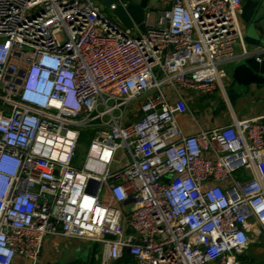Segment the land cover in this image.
<instances>
[{
	"label": "built area",
	"instance_id": "built-area-1",
	"mask_svg": "<svg viewBox=\"0 0 264 264\" xmlns=\"http://www.w3.org/2000/svg\"><path fill=\"white\" fill-rule=\"evenodd\" d=\"M244 2L150 3L142 33L99 0H0V264H39L51 237L100 245L102 264H245L264 237V118L193 135L178 120L250 54Z\"/></svg>",
	"mask_w": 264,
	"mask_h": 264
},
{
	"label": "crops",
	"instance_id": "crops-1",
	"mask_svg": "<svg viewBox=\"0 0 264 264\" xmlns=\"http://www.w3.org/2000/svg\"><path fill=\"white\" fill-rule=\"evenodd\" d=\"M155 0H151L154 3ZM264 35V27L257 25ZM248 28L243 24L244 41L252 53L259 56L264 54V37L260 48H252L246 43ZM250 42L255 37L248 38ZM236 53H242L240 46ZM236 64L227 65V78L224 80V89L218 87L215 91L202 94L197 91H188L185 98L193 114L179 117V124L189 135L207 131L212 128L230 125L234 118L238 120L264 118V84L242 86L237 84L232 73ZM264 123V119H263ZM77 240H67L60 237H51L43 247L39 264H102L101 246L89 244L86 248ZM243 259L248 264H258L264 259V237L255 240L249 247ZM21 264H30L21 261ZM120 264V263H118Z\"/></svg>",
	"mask_w": 264,
	"mask_h": 264
},
{
	"label": "water",
	"instance_id": "water-1",
	"mask_svg": "<svg viewBox=\"0 0 264 264\" xmlns=\"http://www.w3.org/2000/svg\"><path fill=\"white\" fill-rule=\"evenodd\" d=\"M103 3L106 9H110L112 4L116 5L113 15L126 28L133 29L135 25L138 26L142 33H146L145 17L146 11L150 6L151 0H122L128 3L125 8L123 3L119 0H99ZM241 19L243 24L247 26L246 43L252 48H260L263 43V33L257 30V25L264 27V0H245L242 8ZM253 42L249 41V37H255ZM258 54L252 53L240 60L233 70V80L242 86L249 85H263L264 84V61L257 60ZM50 196H45L40 199V204L45 200H51ZM106 239L113 240L112 236H106ZM258 264H264V259Z\"/></svg>",
	"mask_w": 264,
	"mask_h": 264
},
{
	"label": "rangeland",
	"instance_id": "rangeland-1",
	"mask_svg": "<svg viewBox=\"0 0 264 264\" xmlns=\"http://www.w3.org/2000/svg\"><path fill=\"white\" fill-rule=\"evenodd\" d=\"M159 2H161V0H155L154 3H151L152 6L154 5V7H153V11H151L152 14H155L156 11H157V9L160 8L161 3H159ZM103 12H104V14H105L110 20H112L113 22H115V23H118V22H119V21L117 20V18H115V16L113 15V12H112V11L106 9V10H104ZM60 39L63 41V37H62V36L60 37ZM91 138H92V134H91V135L89 134L88 137L85 138V139L80 143L79 153H78V158H77V161H76L77 165H78V164H81V163L84 161L85 156H86V153H87V150H88V148L90 147ZM123 161L125 162V160H123ZM77 241H80V240H77ZM80 242L83 243V244L81 245L83 248H86L87 245H89V244H90V245H91V244H94V243H88V242H84V241H80ZM245 264H248V263L245 261Z\"/></svg>",
	"mask_w": 264,
	"mask_h": 264
},
{
	"label": "trees",
	"instance_id": "trees-1",
	"mask_svg": "<svg viewBox=\"0 0 264 264\" xmlns=\"http://www.w3.org/2000/svg\"><path fill=\"white\" fill-rule=\"evenodd\" d=\"M89 134L91 135L92 132H91V131H84L83 134H82V137H81L80 143H81L85 138H87Z\"/></svg>",
	"mask_w": 264,
	"mask_h": 264
}]
</instances>
